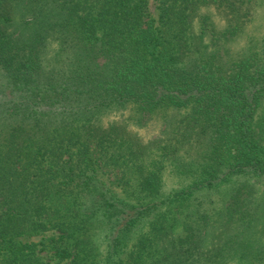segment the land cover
<instances>
[{
    "label": "trees",
    "instance_id": "obj_1",
    "mask_svg": "<svg viewBox=\"0 0 264 264\" xmlns=\"http://www.w3.org/2000/svg\"><path fill=\"white\" fill-rule=\"evenodd\" d=\"M155 9L0 0V264H264V0Z\"/></svg>",
    "mask_w": 264,
    "mask_h": 264
},
{
    "label": "rangeland",
    "instance_id": "obj_2",
    "mask_svg": "<svg viewBox=\"0 0 264 264\" xmlns=\"http://www.w3.org/2000/svg\"><path fill=\"white\" fill-rule=\"evenodd\" d=\"M156 0H149V8L150 11L153 14H156ZM263 18L264 15L260 18L258 17V19L253 23L257 28V31L259 29L264 28L263 24ZM252 35V34H250ZM230 46L232 45L233 48L236 49L237 45L236 42H233L232 40L230 41ZM263 115H264V109H263ZM161 123L158 121H150L147 123L146 126L144 127H131V130L135 133H137V135L144 141H148L150 139H154L157 135V133H159L161 127H160ZM116 172L117 171H113L108 169L107 172H105V181L108 184V186H110L111 189L115 190L118 193H122V189L124 188V186H121V184H119L117 177H116ZM182 188V182L180 181V179L173 177L171 175L168 174H164L163 175V187H162V191L164 193H169L175 190H180ZM256 193L255 195V199L260 201V198H264V182L260 181L258 183H256ZM92 240L95 243L96 246H102V238L100 233H95L92 234ZM39 249V248H38ZM40 255H44L43 253H40Z\"/></svg>",
    "mask_w": 264,
    "mask_h": 264
}]
</instances>
